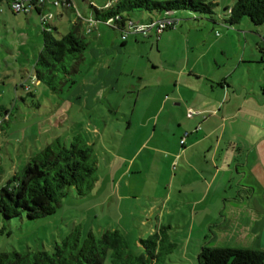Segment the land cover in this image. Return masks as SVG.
<instances>
[{
	"label": "rangeland",
	"instance_id": "obj_1",
	"mask_svg": "<svg viewBox=\"0 0 264 264\" xmlns=\"http://www.w3.org/2000/svg\"><path fill=\"white\" fill-rule=\"evenodd\" d=\"M72 1L69 11L53 3L45 6V12L53 14L48 23L56 25V35L67 32L80 15V31L87 42L84 59L58 92L33 79L43 40L40 15L35 10L16 13L8 3L0 2V189L13 182L31 156L57 137L70 143L77 136L92 146L97 181L83 197L70 187L54 212L43 217L28 219L20 211L8 218L0 212V250L52 252L56 243L61 244L74 231L79 232L80 241L88 233L99 238L104 232L117 231L124 245L117 248L120 256L111 254L115 250L111 246L103 264H198L196 253L202 237L211 232L195 227L191 230L189 215L172 222L171 227L158 229L154 223L158 215L145 206L144 202L153 201L148 195L160 189L155 183L157 166L144 168L137 182L141 197L133 205L128 204L129 200L119 203L117 199H107L111 177L116 174L109 171L110 153L118 147L127 126L128 119L122 113L130 114L137 100L136 115L129 119L131 130H136L138 113L145 110L142 100L156 92L149 85L158 77H168L162 71L163 65L173 63L187 69L192 64L197 69L208 65L213 69L215 63L225 62L230 67L244 50L256 46L257 36L264 35L256 29L264 30V24L254 29L251 25H255L244 17L228 25L226 7L234 0H213V18L177 10L173 28L130 30L122 39L120 31L103 22L87 24L86 19L92 16L90 0ZM93 1L100 4L104 0ZM154 14L133 10L128 16L134 23L146 24L150 17L155 19ZM247 67L240 65L244 79L250 80ZM240 68L232 72L237 82ZM254 69L251 65V72ZM137 203L143 204L136 208ZM162 217L165 222L166 211ZM260 248L264 250V238Z\"/></svg>",
	"mask_w": 264,
	"mask_h": 264
},
{
	"label": "crops",
	"instance_id": "obj_2",
	"mask_svg": "<svg viewBox=\"0 0 264 264\" xmlns=\"http://www.w3.org/2000/svg\"><path fill=\"white\" fill-rule=\"evenodd\" d=\"M260 26L251 25L254 29ZM256 32L264 34L259 28ZM255 44L230 67L225 62L215 63L213 69L208 65L205 69L194 64L188 69L173 63L163 65L168 77H158L149 85L157 93L142 100L145 110L138 113L136 130H131L129 119L135 114L137 100L130 114L122 113L127 126L118 147L110 153L109 171L116 174L111 177L107 199L129 200L133 205L141 197L137 182L144 168L157 166L155 183L160 189L148 195L153 201L144 202L145 206L158 215L154 222L158 229L171 227L172 222L189 215L191 230L210 231L202 237L196 255L203 244L261 249L264 35L257 36ZM241 64L248 66L250 80L244 79ZM237 68L241 71L238 82L232 75ZM164 211L168 216L165 222Z\"/></svg>",
	"mask_w": 264,
	"mask_h": 264
},
{
	"label": "trees",
	"instance_id": "obj_3",
	"mask_svg": "<svg viewBox=\"0 0 264 264\" xmlns=\"http://www.w3.org/2000/svg\"><path fill=\"white\" fill-rule=\"evenodd\" d=\"M9 1L0 0L8 4ZM71 4L73 5L72 0H60L58 5L68 10ZM89 5L92 16L90 22L86 19L88 25L103 22L120 31L121 37L125 38L138 25L128 16L133 10L156 13L155 19L150 17L149 23L162 18L176 21L177 10H189L213 18L216 3L213 0H104L100 4L89 1ZM33 10L41 18L42 10L37 7ZM226 14L225 23L228 25H235L244 17H248L255 26L262 25L264 0H234L230 7H226ZM49 20H41L43 40L33 67V79L58 92L84 59L87 42L80 31L83 23L80 15L67 32L58 33L59 35L54 33L57 32V27L48 23ZM169 28L173 26L162 30ZM88 31L91 32L92 27L88 26ZM262 90L264 91V85ZM97 168V160L90 144L77 136L70 143L57 137L31 156L13 182L0 189V212L9 218L23 211L28 219L51 214L59 200L67 195L70 187L75 188L79 197L85 196L97 181ZM148 242L153 243L151 240ZM111 246L115 249L111 254L120 256L117 248L124 245L117 231L104 232L99 238L88 233L83 241H80L79 232L74 231L67 234L61 244L56 243L52 252L0 250V264H103ZM197 260L198 264H264V250L203 244Z\"/></svg>",
	"mask_w": 264,
	"mask_h": 264
},
{
	"label": "built area",
	"instance_id": "obj_4",
	"mask_svg": "<svg viewBox=\"0 0 264 264\" xmlns=\"http://www.w3.org/2000/svg\"><path fill=\"white\" fill-rule=\"evenodd\" d=\"M50 1L55 5H58L60 2V0H10L9 7L13 12H29L32 11L33 8L37 7L40 10H42L41 20L43 21V20L51 19L53 16L51 12H47V13L45 12V6ZM88 21L90 22L91 20L88 19ZM176 22L177 20L175 21L172 18H162L146 24L139 23L135 28L132 29L137 32V31H145L157 26L156 29L162 30V28H165L167 26L174 27ZM122 38H124V36H122ZM192 112H193L192 109L189 108L188 115H191ZM183 141L184 138H182L180 142L183 143Z\"/></svg>",
	"mask_w": 264,
	"mask_h": 264
}]
</instances>
